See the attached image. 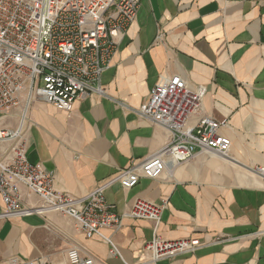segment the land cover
<instances>
[{
	"label": "crops",
	"instance_id": "0c3cea01",
	"mask_svg": "<svg viewBox=\"0 0 264 264\" xmlns=\"http://www.w3.org/2000/svg\"><path fill=\"white\" fill-rule=\"evenodd\" d=\"M207 88L200 115L228 119L221 134L232 141L230 158L201 151L159 178L132 186L111 183V210L124 213L138 199L163 204L157 233L165 239L198 238L193 252L158 264H264V181L252 171L264 165V0H141L136 19L119 39L102 75L106 94L79 97L71 113L42 99L0 116V128L22 125L27 157L55 172L54 187L86 195L132 162L159 150L170 132L136 112L157 84L176 75ZM14 141L0 143L6 156ZM25 204L39 198L21 187ZM0 195V264L13 257L66 260L80 246L97 264H143L154 222L124 217L103 228L110 243L87 238L61 213L4 218Z\"/></svg>",
	"mask_w": 264,
	"mask_h": 264
},
{
	"label": "built area",
	"instance_id": "2783aa9c",
	"mask_svg": "<svg viewBox=\"0 0 264 264\" xmlns=\"http://www.w3.org/2000/svg\"><path fill=\"white\" fill-rule=\"evenodd\" d=\"M141 0H0V116L21 105L26 94L28 107L42 99L59 110L71 113L75 101L84 95H105L102 75L109 67L119 39L136 19ZM207 88L193 84L182 75L157 84L148 99L136 108L141 117L165 127L169 140L150 156L132 162L92 192L77 196L54 187L55 172L27 157L22 125L0 128V143L14 141L6 156H0V195L4 201L1 216L11 218L49 211L74 219L87 238L106 239L110 252L120 256L103 228L118 229L124 217L154 222V236L145 245L149 254L143 264H158L165 258L195 251L201 242L195 237L177 240L162 238L158 227L163 204L138 198L129 210H111L106 188L115 181L134 185L140 177L159 178L172 172L201 152L230 158L232 141L221 134L228 119L200 115ZM252 171L264 181V165ZM36 195L39 204H25L21 187ZM5 264H97L93 254L80 246L66 251V260L46 257H13Z\"/></svg>",
	"mask_w": 264,
	"mask_h": 264
}]
</instances>
